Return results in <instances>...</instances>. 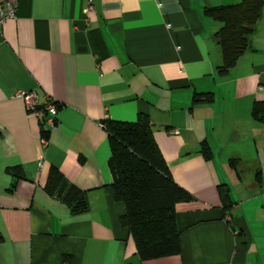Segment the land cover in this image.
<instances>
[{
    "label": "crops",
    "instance_id": "crops-1",
    "mask_svg": "<svg viewBox=\"0 0 264 264\" xmlns=\"http://www.w3.org/2000/svg\"><path fill=\"white\" fill-rule=\"evenodd\" d=\"M236 2L18 0L0 26V264H264V119L251 114L258 103L264 116V8L224 75L221 23L204 14ZM19 91L57 104L48 137ZM141 114L192 196L175 205L178 253L147 261L121 224L102 125ZM51 168L86 194V212L46 191Z\"/></svg>",
    "mask_w": 264,
    "mask_h": 264
},
{
    "label": "trees",
    "instance_id": "trees-1",
    "mask_svg": "<svg viewBox=\"0 0 264 264\" xmlns=\"http://www.w3.org/2000/svg\"><path fill=\"white\" fill-rule=\"evenodd\" d=\"M263 8L264 0H237L234 4L204 10L207 17L221 23L214 34L221 50V65L216 69L219 74L224 75L234 68L249 48V38ZM204 100L211 102L212 94H205ZM261 109V104L253 106V118L264 119ZM102 125L110 145L111 187L115 199L124 206L121 224L129 231L137 256L147 261L175 255L179 250L175 205L190 202L192 196L170 177L153 138L149 117L141 114L134 122L104 120ZM40 127L43 136L48 137L49 130L44 128L43 122ZM201 152L205 159H211L212 154L205 143L201 145ZM234 163L231 161V165ZM45 188L51 196L70 207L72 213L88 210L86 194L70 184L57 169H50ZM218 193L226 215L232 207L229 189L220 185Z\"/></svg>",
    "mask_w": 264,
    "mask_h": 264
},
{
    "label": "built area",
    "instance_id": "built-area-1",
    "mask_svg": "<svg viewBox=\"0 0 264 264\" xmlns=\"http://www.w3.org/2000/svg\"><path fill=\"white\" fill-rule=\"evenodd\" d=\"M17 6L18 0H0V26L6 20L16 17ZM93 9V5L89 4L87 10L92 11ZM17 97L23 100L25 110L34 114L39 122L44 123L48 130L55 127L57 105L52 98L45 96L42 102H40L35 91H19ZM43 144H45V140H43Z\"/></svg>",
    "mask_w": 264,
    "mask_h": 264
}]
</instances>
